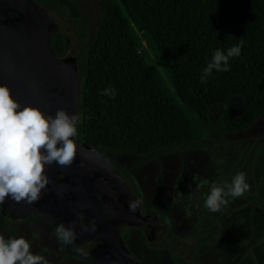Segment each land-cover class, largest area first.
Wrapping results in <instances>:
<instances>
[{
  "label": "trees",
  "instance_id": "obj_1",
  "mask_svg": "<svg viewBox=\"0 0 264 264\" xmlns=\"http://www.w3.org/2000/svg\"><path fill=\"white\" fill-rule=\"evenodd\" d=\"M36 1L69 19L81 37L79 16L59 0ZM100 6L80 72L79 139L106 153L140 156L176 143L220 141L264 118V0H100ZM50 41L61 57L65 39ZM234 45L241 54L230 58L229 70H213L202 83L215 50ZM237 95L245 100L242 112L226 109L210 120V108Z\"/></svg>",
  "mask_w": 264,
  "mask_h": 264
},
{
  "label": "rangeland",
  "instance_id": "obj_2",
  "mask_svg": "<svg viewBox=\"0 0 264 264\" xmlns=\"http://www.w3.org/2000/svg\"><path fill=\"white\" fill-rule=\"evenodd\" d=\"M59 1L69 13L80 17L79 38L71 21L58 16L71 25L69 35L75 34L66 54L84 70L85 49L100 15V0ZM140 48H147L145 42ZM244 108V98L237 95L210 108L209 118L214 122L226 109L240 113ZM112 156L173 235L195 244L193 257L181 264H264V118L220 141L205 138L140 156ZM238 171L245 173L249 189L220 210H207L203 201L210 187L230 181ZM205 180L208 183H203ZM54 229L32 219L9 221L7 225L0 219V234L28 239L31 251L44 255L49 264H97L72 244L58 241ZM129 248L142 264H174L166 250L148 249L139 241L132 242Z\"/></svg>",
  "mask_w": 264,
  "mask_h": 264
},
{
  "label": "clouds",
  "instance_id": "obj_3",
  "mask_svg": "<svg viewBox=\"0 0 264 264\" xmlns=\"http://www.w3.org/2000/svg\"><path fill=\"white\" fill-rule=\"evenodd\" d=\"M240 54L239 45L215 50L202 69L201 82H205L213 70L228 71L230 58ZM103 94L111 97L115 90L104 89ZM77 124L78 117L63 109L52 115L32 106H21L9 87L0 83V203L5 198L27 203L41 198L42 190L49 183L46 166L70 165L76 155ZM248 189L245 173L238 171L230 181L213 184L204 197L203 206L216 212ZM136 207L137 202L130 204L131 210ZM54 234L63 245L72 244L76 239L74 228L63 223L55 227ZM0 264H49V261L44 255L31 251L28 239L6 238L0 234Z\"/></svg>",
  "mask_w": 264,
  "mask_h": 264
},
{
  "label": "flooded vegetation",
  "instance_id": "obj_4",
  "mask_svg": "<svg viewBox=\"0 0 264 264\" xmlns=\"http://www.w3.org/2000/svg\"><path fill=\"white\" fill-rule=\"evenodd\" d=\"M69 28L72 29L71 25ZM52 36L55 43L65 39L67 45L75 38V34L70 35V40L61 34ZM66 53L67 49L60 58L74 62L73 57ZM78 69L80 74L79 66ZM75 138L87 144L78 137ZM76 144V155L70 165L61 166L56 163L50 165L52 174L38 201L33 203L24 201L22 205L21 201L5 198L3 203H0V219L22 222L32 219L52 228L61 223L70 226L76 232L72 246L75 249L79 248L81 250L79 252L97 264H124L117 255L118 244L135 257L136 264H142L129 248L132 242L138 241L148 249L168 251L169 259L176 264V257H181L180 254L164 246L147 244L140 220L133 216L136 209H130V204L137 202L136 198L140 197L142 201L143 198L129 182L125 168L113 159L112 155L120 154L106 153L96 148L107 158L95 157L77 142ZM49 186H53L54 192L50 193ZM16 203L21 204L17 206ZM144 204L148 207L145 202ZM33 212L42 213L50 220H45ZM159 218L163 220L162 217ZM170 233L173 235L171 228Z\"/></svg>",
  "mask_w": 264,
  "mask_h": 264
},
{
  "label": "water",
  "instance_id": "obj_5",
  "mask_svg": "<svg viewBox=\"0 0 264 264\" xmlns=\"http://www.w3.org/2000/svg\"><path fill=\"white\" fill-rule=\"evenodd\" d=\"M69 30L58 16L36 0H0V83L9 87L21 106H32L45 114L55 115L58 109H63L69 115H76L80 97L78 66L60 58L50 41L53 34L70 40ZM74 139L95 157L107 158L93 146ZM51 168L48 165L45 169L49 178ZM115 173L119 178L118 172ZM49 190L54 192L53 186ZM136 201L133 216L140 220L147 244L167 247L184 260H190L195 254V244L173 236L168 224L146 207L140 197ZM33 213L50 220L42 213ZM116 251L124 264H136L135 257L120 244Z\"/></svg>",
  "mask_w": 264,
  "mask_h": 264
}]
</instances>
